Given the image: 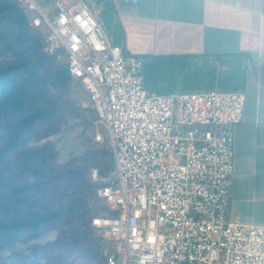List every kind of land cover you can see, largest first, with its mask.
I'll use <instances>...</instances> for the list:
<instances>
[{
  "label": "built area",
  "instance_id": "1",
  "mask_svg": "<svg viewBox=\"0 0 264 264\" xmlns=\"http://www.w3.org/2000/svg\"><path fill=\"white\" fill-rule=\"evenodd\" d=\"M46 28V52L68 62L108 132L115 169L91 171L114 216L92 225L114 245L108 264H264V226L227 218L242 92L152 94L143 60L112 44L98 12L67 0H15Z\"/></svg>",
  "mask_w": 264,
  "mask_h": 264
},
{
  "label": "trees",
  "instance_id": "2",
  "mask_svg": "<svg viewBox=\"0 0 264 264\" xmlns=\"http://www.w3.org/2000/svg\"><path fill=\"white\" fill-rule=\"evenodd\" d=\"M31 19L15 0H0V262L108 264L114 245L92 220L114 213L98 197L91 171L108 177L113 154L89 138L99 119L90 95L69 75L66 59L47 54V29H33ZM146 58L150 93H175L180 81L188 83L172 76L170 58ZM73 126L84 152L61 162L52 137Z\"/></svg>",
  "mask_w": 264,
  "mask_h": 264
},
{
  "label": "crops",
  "instance_id": "3",
  "mask_svg": "<svg viewBox=\"0 0 264 264\" xmlns=\"http://www.w3.org/2000/svg\"><path fill=\"white\" fill-rule=\"evenodd\" d=\"M110 1L108 10L103 0L78 3L98 12L124 53L170 58L183 92L246 95L227 218L264 226V0Z\"/></svg>",
  "mask_w": 264,
  "mask_h": 264
},
{
  "label": "rangeland",
  "instance_id": "4",
  "mask_svg": "<svg viewBox=\"0 0 264 264\" xmlns=\"http://www.w3.org/2000/svg\"><path fill=\"white\" fill-rule=\"evenodd\" d=\"M103 1L105 4V9L108 10V8L111 6L112 1H110V0H103ZM67 2L69 4V6H73V5L78 4V0H67ZM105 16L106 15L104 13V17ZM127 55H130V54H127ZM131 56L139 57V56H135V55H131ZM139 58H141L143 60V63H144V60L146 61V59H147L146 56H141ZM147 61H148V59H147ZM143 74L145 75V72H143ZM144 80H145V77H144ZM145 85H146V88L149 92H151L153 90L151 80L149 79V77H148V79L145 80ZM158 91H160L159 93H162V90H158ZM183 91H186V90L185 89L182 90L180 88H177L175 90V92H177V93H180ZM94 127H95V132L89 134V138L93 140L95 145H100L102 147L105 146L107 148V150L112 152L110 138H109V135H108V132L106 131V129L104 127L100 126L99 130H100V133L102 134V136L104 138V142H103L104 144H102V143L99 144V143L95 142V133H96V125L95 124H94ZM80 136H81L80 130L73 126L71 128L70 127L67 128L66 131H64V133L58 135L57 137H52V139L57 140L58 147L61 149V154H60L61 155L60 156L61 162L68 161V159L70 158V156L72 154H82L84 152V145L82 143V139L80 138ZM51 238H53V236H50L46 240L51 239ZM0 264H5V262L1 261Z\"/></svg>",
  "mask_w": 264,
  "mask_h": 264
}]
</instances>
